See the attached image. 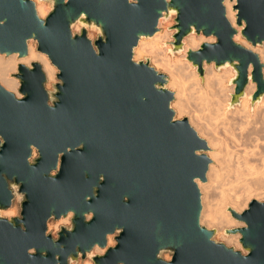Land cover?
I'll return each mask as SVG.
<instances>
[{
  "label": "water",
  "instance_id": "obj_1",
  "mask_svg": "<svg viewBox=\"0 0 264 264\" xmlns=\"http://www.w3.org/2000/svg\"><path fill=\"white\" fill-rule=\"evenodd\" d=\"M231 1L238 28L225 0H0V54L26 58L35 41L59 71L50 91L40 63L20 64L21 98L0 83V264H264V202L230 209L246 226L225 234H240L245 253L215 240L199 186L210 146L177 118L169 77L135 61L141 39L175 17L172 55L192 34L215 38L188 61L201 76L205 64L233 68L229 109L250 83L252 105L262 103L264 64L235 38L264 45V0ZM16 201L20 216L4 217ZM69 213L58 238L48 233Z\"/></svg>",
  "mask_w": 264,
  "mask_h": 264
},
{
  "label": "bare ground",
  "instance_id": "obj_2",
  "mask_svg": "<svg viewBox=\"0 0 264 264\" xmlns=\"http://www.w3.org/2000/svg\"><path fill=\"white\" fill-rule=\"evenodd\" d=\"M235 4L236 1L225 0L227 17L234 27L237 26V11L233 10V6H235ZM37 11L40 17L44 18L49 12L47 3H38ZM163 25H165V23ZM76 27L79 29V25H76ZM159 28H162V20L160 21ZM239 30L241 31L240 28ZM162 31L159 30L149 40L142 38L138 47L135 49V58H143L150 55L155 59V63L158 66L170 73H168L170 75L169 86L172 87V89H176L175 102L173 103V106L176 107L180 117L183 114L189 112H187V110H189V108L187 109V101L189 98H191L189 100L193 101V97L196 96L193 95L195 93H193L192 90L195 88V86L199 87L200 82H202L201 79H197L198 74H196L195 70H189L191 65H188V62L185 63L183 58L187 57V52L190 49H196L201 41L206 38H198L196 37L197 35L195 36L194 34L186 37L184 39V54L173 60L169 55L170 48H167V50L159 48V45L166 43L172 35L171 32H167L165 26ZM235 40L237 42H241L243 46L255 53L258 51H261L262 53V47H252L249 42L242 40L241 33L236 36ZM28 51V56L22 59H20L17 54L8 57L0 54V83L6 89L16 93L17 95L20 87V81L11 77V74L16 72L20 64L30 66L34 62L40 63L49 81H54L57 74L56 68L50 62L48 56L46 54L37 52L35 44L29 43ZM260 59L261 61L262 59L264 60V57L262 58V54ZM204 68L206 70V75L204 74L205 77L203 78L205 81L204 84L206 85L205 88H210L209 90H213V105L210 104L213 107V111H211L214 112V115L219 121L224 123L221 124L223 125V128H221L223 130L221 132L218 129H213L212 125L211 128V123H218L219 127L220 122H218V120L215 122V118L213 119L214 121L212 119H210V121H203L201 119L203 113H200L201 117L199 116L200 114H198L200 111L192 115L188 113V121L190 125L196 130L198 135L207 141L210 149L212 150L209 155L215 162V164L210 165L209 171L207 173V181L205 183L199 182L202 192L203 205L201 221L202 224H207V227L209 228L217 226L220 228V230H222L226 227L235 225L233 218L231 219L229 216L230 214L225 212L226 209V211L233 209L237 212H241L245 210L248 199H253V197H255L257 200H259V202H262L264 199V117L261 115V127H258V123L260 122L256 120V116L258 114L263 113L264 115V99L260 105H256V108L252 105L251 97L257 89V86L254 83H250L246 92L247 96L242 100L240 106H236V108L233 110L229 109V105L227 104H229V100L233 93L229 94L226 92L228 89L226 88L225 84L226 81L233 75L232 69L225 70L220 74L213 67V64H205ZM187 69L191 72L190 75L195 77V79L192 78L195 80L193 81L192 90L188 89L187 87L189 82L188 80L191 79V77L188 80L186 79V72H188L186 71ZM183 72L186 73H184L185 76L183 75ZM186 81H188L187 84L185 83ZM229 90L232 92L234 88ZM198 92L199 95H204L202 94L203 91L202 93H200V91ZM209 92H207V94ZM206 105L207 104L205 103V106ZM253 108H255L254 113L252 112ZM190 112H192V110ZM255 120L258 125H255V129L252 130L251 127L254 126L253 123H255ZM214 193H219L221 195V197H219L222 200H220L222 204L219 206L221 209H218V207L215 206ZM2 214L3 216H13L15 215V211L6 210L3 211ZM71 216L72 213H69V217ZM68 221L69 220L67 219L63 222L67 223ZM241 225L243 226V224ZM220 236L224 237V235L221 233ZM226 240L231 245L239 244H237L238 237H229ZM113 245L114 243L112 241V237H109V246ZM96 252L103 254L104 250L97 247Z\"/></svg>",
  "mask_w": 264,
  "mask_h": 264
},
{
  "label": "rangeland",
  "instance_id": "obj_3",
  "mask_svg": "<svg viewBox=\"0 0 264 264\" xmlns=\"http://www.w3.org/2000/svg\"><path fill=\"white\" fill-rule=\"evenodd\" d=\"M34 1H38V0H34ZM237 4V3H236ZM236 4H235V6H236ZM235 6H233V10H234V7ZM47 7H48V10H49V6H48V4H47ZM48 14H49V12H48ZM47 14V15H48ZM46 15V16H47ZM237 15H238V11H237ZM45 16V17H46ZM44 17V18H45ZM237 17V16H236ZM165 23V25H163ZM167 23H168V25H167ZM175 17H172L169 21H167V22H164V21H162V28H160V30L162 31L163 30V28H164V26L166 27V30H167V32H171L172 33V35L170 36V39L166 42V43H164V44H162V45H159V48L160 49H164V50H167V48L169 49L170 48V51H171V49H173V46H172V42H174V39H173V36H174V34H175V30H173V28H174V26H175ZM236 28H238V26H236ZM76 30L77 31H79L80 30V28L79 29H77L76 28ZM163 32V31H162ZM196 36V35H195ZM90 37L92 38V39H95L96 38V34L95 33H93V32H91L90 33ZM172 37V38H171ZM196 37H198V38H200V37H202L203 39L204 38H206V37H204V36H196ZM241 38H242V40H246L245 38L243 39V37L241 36ZM211 38H206V39H204V40H202L201 41V43L199 44V46L196 48V49H194V50H197V49H199V47L203 44V43H205V42H216V39L215 38H213V39H211ZM210 40V41H209ZM30 44H35L36 45V50H37V52H39L38 51V44H37V42H35V41H30L29 42ZM240 44H241V42H239ZM243 45V44H242ZM251 45V44H250ZM252 46V45H251ZM262 47V53H261V51H258L257 52V54L259 55V56H261V54H262V58L264 57V45L263 46H261ZM170 51H169V55L172 57V59L173 60H175V59H177L178 57H180V55H182V54H184V53H181V54H175V55H172L171 53H170ZM39 53H41V52H39ZM135 56H136V54H135ZM49 58V57H48ZM147 59H149L150 60V62H151V65L153 66V67H155L156 68V70H158L159 72H161V73H163V74H165V75H167L168 77H169V83H170V73L167 71H165L164 69H162L160 66H158L156 63H155V59L152 57V56H145V57H143V58H135V61L136 62H139V61H146ZM183 60H184V62L185 63H187L188 65H191V67L189 68V70L190 71H193V70H195L196 71V74H198L197 75V79H201L202 80V82H200V85H199V87H197V86H195V88H197V89H195V88H193V81H195V80H193V79H195V77H192L191 75H190V71L187 69L186 71H188V72H183V75L185 76V74H186V79L188 80V79H190V77H191V82H190V80H188V81H186L185 83L187 84V82H188V85H187V87H188V89H191L192 90V88H193V90H192V92L193 93H195V94H193L194 96H196V97H193L192 99H193V101L192 100H189V99H191V98H189L188 99V101H187V109L189 108V110H187V112L190 114V115H192V114H195V113H198L199 111V113L198 114H200V113H203L202 114V120L204 121V120H209L210 121V119H214L215 118V122H216V120H218L217 118H216V116L214 115V112H212L213 111V107L211 106V105H213V100H212V98H213V90H209L210 88H205L206 87V85L204 84L205 83V81L203 80V78L205 77V75H206V70H205V68H204V70H205V72H204V74L205 75H203V76H201L200 75V73L198 72V69H197V67H195L194 65H193V63L192 62H190V61H188V59H187V57H185V58H183ZM50 62H51V60H50ZM52 63V62H51ZM262 63L264 64V60L262 59ZM187 65V66H188ZM31 66V65H30ZM54 66V65H53ZM55 67V66H54ZM204 67H205V65H204ZM213 67L215 68V66H214V64H213ZM56 68V67H55ZM216 69V68H215ZM228 69H232V72H233V75L231 76V78H229L227 81H226V84H225V86H226V88L228 89L226 92L227 93H229V94H234L235 93V85H232L231 84V80L235 77V72H234V70H233V68H228ZM228 69H222V70H220V71H218V70H216L217 72H219L220 74L221 73H223L225 70H228ZM18 72V69L16 70V72L15 73H13V74H11V77H13V78H15V79H17L16 77H15V75L14 74H16ZM56 72H57V74L59 73V71H58V69L56 68ZM169 73V74H168ZM185 73V74H184ZM57 74H56V76H55V79H54V81H49L48 80V84H47V89L48 90H50V91H52L53 90V88H54V85L56 84V83H58L59 82V80H58V78H57ZM13 75V76H12ZM188 77V78H187ZM193 78V79H192ZM18 81H19V79H17ZM190 84V85H189ZM170 84H168V89L170 90V91H172V92H174V94H175V92H176V89L175 88H173L172 89V87H170L169 86ZM191 86V87H190ZM228 86V87H227ZM257 86V85H256ZM190 87V88H189ZM203 88V90H202V88ZM200 88H201V90L203 91V93H202V91L200 90ZM231 88H234V90L232 91V92H230V90L229 89H231ZM195 89V90H194ZM257 90V89H256ZM256 90H255V92H256ZM198 91H200V93H202V94H204L203 96L200 94L199 95V92ZM210 91V92H209ZM197 92V93H196ZM205 92V93H204ZM207 92H209L208 94H207ZM254 92V93H255ZM14 93V92H13ZM15 95L18 97V98H21L22 97V94L20 93V87H19V90H18V95L15 93ZM199 95V96H198ZM208 95V96H207ZM211 95H212V97H211ZM202 96V97H201ZM206 96V97H205ZM199 97H200V99H201V102H200V99H199ZM209 99H208V98ZM207 98V99H206ZM203 99V100H202ZM206 100H207V102H206ZM231 100H232V97L230 98V100H229V103L231 102ZM200 103H199V102ZM204 101V102H203ZM211 103H210V102ZM174 102H175V100H174ZM173 102V103H174ZM196 102H197V104H196ZM205 103L207 104L206 106H205ZM203 104H204V106H203ZM211 104V105H210ZM261 104V103H260ZM260 104H255L254 105V107L256 108V105H260ZM197 105V106H196ZM202 105V106H201ZM227 105H229V104H227ZM191 106V107H190ZM240 105H237V107H239ZM172 107H173V109L176 111V114H177V118L178 119H185V118H189V116H188V113H186V114H183L182 116H180L179 117V115H178V111H177V109H176V107H174L173 106V104H172ZM196 109H195V108ZM205 108H207V109H205ZM209 108V109H208ZM236 108V107H235ZM234 108V109H235ZM255 108H253V110H252V112L254 113V110H255ZM192 110V112H190ZM212 110V111H211ZM233 110V109H232ZM262 111H263V109H262ZM211 112V113H210ZM197 114V115H198ZM259 115V116H258ZM257 116H256V120L258 121V122H260V123H258L257 124V122H256V120H255V123H253L254 124V126H252L251 127V129L252 130H254L255 129V127L258 125V127H261V122H262V116L264 117V115H263V113L261 114H258ZM262 115V116H261ZM200 117H201V114L199 115ZM207 118V119H206ZM209 118V119H208ZM258 118V119H257ZM261 120V121H260ZM205 121V122H206ZM208 121V122H209ZM214 121V120H213ZM212 121V122H213ZM207 122V123H208ZM218 122H220L219 123V127H218V123H211L210 124V127H211V125H212V127H213V129H218L219 131H221L222 132V130L223 129H221V128H223V125H221V124H224V123H222L221 121H219L218 120ZM213 124H214V126L216 127V124H217V127L215 128L214 126H213ZM252 124V125H253ZM256 125V126H255ZM222 126V127H221ZM211 127V128H212ZM221 129V130H220ZM212 150L210 149V151L208 152V156L210 157V155H209V153L211 152ZM224 154V153H223ZM211 158V157H210ZM212 159V158H211ZM213 164H215V162H214V160H212V165ZM214 196H215V201H214V203H215V206L216 207H218V209H221V207H219V206H221V199L219 198V197H221V195L219 194V193H214ZM218 198H219V200H218ZM221 200V201H220ZM253 200H257L255 197H253V199L251 198V199H248L247 200V203H246V207H245V210L246 209H248V207H249V204L253 201ZM259 201V200H258ZM218 202H219V204H218ZM262 202H264V199L262 200ZM215 207V208H216ZM9 210H14L15 211V215H13V216H4V217H7V218H12V217H18V216H20V213H21V207H20V203L18 202V201H16L15 203H14V206L11 208V209H9ZM227 210V209H226ZM225 210V212L226 213H229L230 215V218L232 219L233 218V216H232V214L230 213V211L228 210V211H226ZM244 211V210H243ZM243 211H241V212H243ZM241 212H239V213H241ZM69 220L67 223H65V222H63V221H65V220H67V219ZM66 218H63V219H61L59 222H57L56 220H51L50 222H49V225H48V233H50V234H52L55 238H58V233H59V231H60V228H61V226H70L71 225V222H70V217H66ZM233 221L235 222V225L234 226H231V227H226V228H224V229H222V230H220V228H218L217 226H213V227H211L210 229H216L217 230V235H216V237H215V240L216 241H218V242H222V243H225L227 246H231V247H235V248H237L238 250H241V251H243L244 253H245V251H244V249H243V247H242V245H241V243H240V239H241V235L240 234H237V235H226L225 234V232H226V230H230V229H237V228H242V227H245L246 225L244 224V223H241V222H238L235 218H233ZM241 224H243V226L241 225ZM203 225H205V226H207V224H203ZM219 229V230H218ZM220 231V232H219ZM220 233L221 234H223L224 235V237L222 236H220ZM240 235V236H239ZM229 237H238V242H237V244L238 245H231V244H229L228 243V241L226 240L227 238H229ZM112 241H113V243H114V245L113 246H115L116 245V241L114 240V238L112 237ZM104 252H105V250H104ZM95 254H100V253H97L96 251H95ZM163 257L166 259V260H171L172 259V255L170 254V253H164L163 254ZM86 264V263H90V264H94V262L90 259V258H87L85 261H83L81 258L79 259V261L78 262H75V263H73V264Z\"/></svg>",
  "mask_w": 264,
  "mask_h": 264
},
{
  "label": "flooded vegetation",
  "instance_id": "obj_4",
  "mask_svg": "<svg viewBox=\"0 0 264 264\" xmlns=\"http://www.w3.org/2000/svg\"><path fill=\"white\" fill-rule=\"evenodd\" d=\"M55 175V174H54ZM57 222H59L60 220H56Z\"/></svg>",
  "mask_w": 264,
  "mask_h": 264
}]
</instances>
